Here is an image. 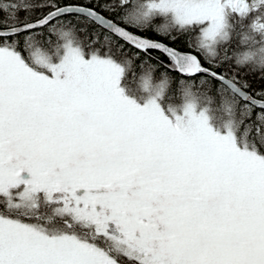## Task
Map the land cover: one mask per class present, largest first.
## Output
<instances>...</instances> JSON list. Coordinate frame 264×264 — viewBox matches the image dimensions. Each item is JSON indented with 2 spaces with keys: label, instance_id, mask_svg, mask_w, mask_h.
<instances>
[{
  "label": "snow or ice",
  "instance_id": "6c2138e0",
  "mask_svg": "<svg viewBox=\"0 0 264 264\" xmlns=\"http://www.w3.org/2000/svg\"><path fill=\"white\" fill-rule=\"evenodd\" d=\"M0 264H264V0H0Z\"/></svg>",
  "mask_w": 264,
  "mask_h": 264
}]
</instances>
